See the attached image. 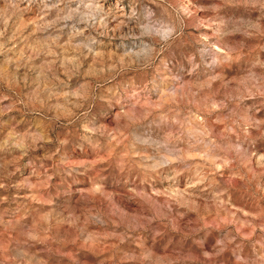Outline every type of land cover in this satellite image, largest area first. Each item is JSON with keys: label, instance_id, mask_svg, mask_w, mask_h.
<instances>
[{"label": "rangeland", "instance_id": "1", "mask_svg": "<svg viewBox=\"0 0 264 264\" xmlns=\"http://www.w3.org/2000/svg\"><path fill=\"white\" fill-rule=\"evenodd\" d=\"M0 264H264V0H0Z\"/></svg>", "mask_w": 264, "mask_h": 264}]
</instances>
